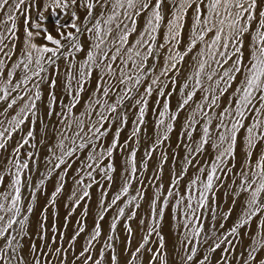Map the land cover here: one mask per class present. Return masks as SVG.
<instances>
[{
  "label": "snow or ice",
  "instance_id": "1",
  "mask_svg": "<svg viewBox=\"0 0 264 264\" xmlns=\"http://www.w3.org/2000/svg\"><path fill=\"white\" fill-rule=\"evenodd\" d=\"M53 6L65 10L73 6L86 9L84 30L90 39L86 51L80 40L81 27L75 22L57 23L61 37L57 39L40 24L31 25L36 32L30 30L28 19H25V39L18 48L15 43L17 14L26 10L25 0H0V13H3L0 20V153L6 152L20 135L0 174V186L6 188L0 190V264H29L22 255V241L29 235V217L36 192L52 178L55 170L62 166L71 169V161L77 158L80 166L69 199L74 208L79 207L90 198L94 187L101 189L99 219L72 261L68 260V253L86 232V224L77 222L78 228L68 248L63 244L64 233L58 232L53 224L52 232L57 234L50 239L52 246L46 243L47 251L37 256L35 253L40 250L32 245L31 264H119L111 243L117 225L123 219L136 218L146 198L143 185L149 164L170 141L177 121L185 112L179 138L187 141L180 145L186 154L179 171L171 172L165 188L159 181L169 157L166 151H160L157 174L152 177L157 183L149 204L150 222L128 264H143L139 258L144 251L152 252V264H168L159 223L170 204L183 229L181 264H213L212 256L218 251L223 256L215 264H235L236 241L241 237V229L254 220H258L257 231L250 234L247 249L239 253V264H264L261 258L264 255V148H260L264 145V0H53ZM97 8L101 9L99 13L95 11ZM71 17L73 21L80 19L76 11H72ZM69 26L74 31L66 34L59 31ZM38 38L52 46L37 44ZM81 52H84L82 60L77 58ZM190 56L193 61L190 74L180 82L182 65ZM61 59L68 61L64 75L69 99L67 103L60 102L61 110L57 113V98L54 92L49 93L46 115H58L61 127L56 144L49 148L46 165L51 167H46L45 174L33 185L32 165H38L37 154L22 150L35 139L41 86L47 82L50 89L55 87L56 81L49 73L54 71L59 75ZM93 79L95 87L83 103V110L77 112ZM176 95L179 99L173 109L172 98ZM150 103L156 115L155 136L138 163L137 153L144 139L142 132ZM129 108L135 110V119L130 135L122 144L120 137L129 124ZM41 131L46 132L47 125ZM110 133L112 138L108 142ZM241 144L247 150L237 184L231 162L236 159ZM31 148L35 149L36 145L31 144ZM116 152H127V155L123 158L122 184L109 200L116 172ZM210 152L209 159L200 162ZM193 168L195 171L189 176ZM229 175H233L234 195L243 196V204L236 222L225 228L231 210L218 216L215 201L221 181ZM66 176L67 171L59 174L60 183L51 194L50 205L55 206L64 191ZM6 177L10 178L7 185ZM134 184L141 187L134 189ZM25 189L31 190L27 204ZM114 208L116 214L109 226L111 234L104 238L101 222ZM209 213L211 226L206 227ZM218 219L221 222L217 227ZM125 227L131 236V226ZM41 231L45 233L41 236L44 239L43 224ZM154 234L159 237L161 251L146 247ZM109 249L112 254L106 262ZM229 254H233L231 259Z\"/></svg>",
  "mask_w": 264,
  "mask_h": 264
},
{
  "label": "rangeland",
  "instance_id": "2",
  "mask_svg": "<svg viewBox=\"0 0 264 264\" xmlns=\"http://www.w3.org/2000/svg\"><path fill=\"white\" fill-rule=\"evenodd\" d=\"M36 0H25L26 3V10L22 9L21 12L18 15V39L15 42L17 47L19 48L25 39L24 36V28H25V19H28L29 24L28 27L33 32H36L37 30L34 28H31L32 24H40L41 28H47L48 31L57 39H60L61 37L58 35V29H57V23L70 25L72 22H75L78 26L81 27V33L80 40L84 46V49L86 48L85 43H89V33H87L84 30V21L86 19V16L83 20L80 21H73L71 17L70 8L63 9V8H55L53 6V2H49L47 4L45 11L41 12L39 11L35 6ZM97 13L101 11L100 8H97L95 10ZM16 14V13H14ZM3 19V13H0V20ZM88 27H91V24H88ZM59 31H62L63 33H67L69 31H74L70 26L64 27L62 29H59ZM75 34V33H74ZM43 33H41V36ZM37 44L41 45H47L52 46L50 43L45 41L42 38H38L35 41ZM245 57L247 58L248 55V42L247 39L245 41ZM84 52H81L78 54L77 58L81 56ZM195 55V53L191 54ZM68 61L65 59H61L58 61L59 65V75H57L56 72L50 71L49 75L51 79L56 81V85L58 82V77L61 75L65 78L64 72H65V66L67 65ZM193 61L191 59V56L189 58H186V61L184 65H182V72L180 74V82L184 81V78L190 74V70L192 68ZM185 72V73H184ZM64 83V82H63ZM55 85L54 88L49 87V84L45 82L42 87V99L39 102L40 111L38 112V117L40 120L36 123L34 126V135L35 139L30 141V144L25 147V149L22 150V152L26 153L27 151H33L36 155V161H38V165L36 163H33L32 165V179H33V185H35L36 181H38L42 174H45L46 167H51V165H46V160L49 158V148L54 147L56 144V141L58 139V130L60 129L61 125L58 123L60 117L58 115H53L51 117L46 115L47 111V105L50 100V92H54L56 98H57V104L55 106V111L57 113L60 112V102L67 103L68 99L65 98V90L64 87L59 90L60 88H57ZM64 85V84H63ZM95 87V79L89 81L87 85V90L83 94L82 103L80 106L77 107L76 111H82L83 110V103L87 101L88 96L91 94L92 90ZM155 99V97L153 98ZM179 99L178 95L173 96L172 98V107L175 109L177 100ZM199 100V95L196 98ZM227 99V97L225 98ZM134 109L129 108V124L127 127L124 128V130L121 133L120 141L123 144L126 138L130 135L131 129L133 127L132 121L135 119L134 115ZM187 113H182L179 120L176 123V128L174 132L171 134L170 141L167 142L156 154L154 159L149 164V171L145 174L146 179L144 180L143 190L146 192V198L144 201L141 202L140 209L137 210V216L134 220L128 221L127 219H123L118 223L116 232H115V239L111 241V243L114 245L115 254L118 255L119 258V264H128L129 258L132 252H135V249L138 247L139 243L142 242V237L147 232V225L150 222L148 220L149 216V204L150 200L152 198V194L155 190L154 186L157 183V181L153 180L152 177L156 175V166L157 162L159 160L160 151H166L169 157L168 163L164 166V173L161 178V183L165 185V188L168 186L169 183V177L172 171H179L183 157L185 156V150L180 145L182 143H187L186 140H181L180 133L182 131V124L184 121V116ZM146 123L144 126V131L142 132V137L144 139L142 140V143L140 145V151L137 153V159L138 163L140 162L141 158L143 157V153L145 148L148 147V145L151 143V140L155 136L154 131V123L156 120V115L154 111L152 110V104L150 103L149 106V112L146 115ZM47 125V131L43 132L41 129H43ZM115 129H113V132ZM23 134V133H22ZM21 134V135H22ZM241 134V139H242ZM112 134L110 133L109 136L106 138L108 142L111 141ZM20 140V135H17L12 143L9 144L8 149L6 152L0 153V174H3V168L7 162V159L9 158V154L12 151V148L15 146V143ZM31 144H35L36 148H31ZM260 148H264V145L260 146ZM260 148L256 150V155L259 154ZM246 147L242 144L238 146L237 148V155L236 159L231 162L232 165L235 167L233 168V173L235 174V179L237 184L239 183V171L241 168H244V153L246 151ZM121 154L120 152H116L115 154ZM127 153V152H125ZM123 153V154H125ZM58 154V153H57ZM211 155V152L208 156H204L200 158V162H206ZM256 155L253 156V161L256 159ZM79 157V154H77ZM55 162V161H53ZM115 163V158H114ZM72 167L71 169H67L64 166H62L61 169L55 170V172L52 175V178L47 180L44 187L36 192V201L33 208V212L30 214L29 217V227L28 232L29 235L24 238L22 241L23 245V252L22 255L26 260L29 261V264H31V256L30 252L32 250V245H36L37 248L40 250L36 252L35 254L39 256L41 252H46L45 244L48 243L50 246V239L53 235H56L57 233L52 232V225L55 224L58 232L64 233V247L68 248L69 243L71 240V237L75 233V231L78 228V221H82L86 224V232L82 234L72 251L68 253V260L72 261L73 256L78 254L81 250L82 245L84 244L87 234L91 232L93 229L95 222L99 219V213L102 211L99 205L100 201V191L101 189L94 187L91 190V196L90 198L86 199L85 201H82L79 207L74 208V203L72 200L69 199V196H65L66 191L70 190L69 188H74V179L77 175V168L80 166L79 158L73 159L71 161ZM124 169V163L120 165ZM116 167V166H115ZM246 170V169H245ZM62 171H67V176L65 177L63 183H64V191L60 194V196L57 198L55 206L50 205L49 200L51 197L52 192L55 190V187L60 183L59 180V174ZM195 171L193 168L189 172V176L192 175V173ZM123 172V171H122ZM116 173V172H115ZM114 173V182L111 187V190L109 191L107 188H105V191H109V200L111 199V196L118 191L119 187L122 184L121 176L119 178L115 177ZM233 175H229L228 177L224 178L221 181L222 187L218 189L216 192V201L215 206L217 208V215L219 216L222 213L229 212L231 210V216L228 219V221L225 222V228H230L233 223L236 222L242 208L243 204V196L236 198L234 195V188L235 186L232 183ZM10 182V178L5 179V185ZM149 184L153 185L152 187H149ZM140 184H134L133 188H140ZM0 190H6L3 186H0ZM32 190H35L34 187ZM183 190V189H181ZM30 191L29 189L24 190V197H25V204L29 202L30 198ZM134 194V192H133ZM236 200V203L234 204L233 201ZM122 206V205H121ZM74 208V210H73ZM86 212V215H85ZM116 210L115 208L109 211L105 217V219L101 222L102 224V231H103V237L106 238L110 233V224L112 221L113 216H115ZM177 214L173 212L171 204L169 205V208L165 210V215L162 221L159 223V235L163 236L164 238V244L165 248L163 249L164 253H167L168 258V264H181L180 262V253H181V247H180V239L182 237L183 229L180 227L178 220L176 219ZM46 217V219H45ZM182 217H180V221H182ZM144 220L145 224H141L140 221ZM221 221L218 219L216 221L217 227L219 226V223ZM257 223L258 220H254L250 225H248L246 228L241 229V237L236 241L237 248H236V261L235 264H239V253L242 250H246L247 246L250 241V234H254L257 231ZM44 225L46 229V236L44 239L41 238L42 235H45L44 232L41 231V225ZM126 224H129L132 228V234L129 235L127 228L125 227ZM65 225H67L65 227ZM206 227L211 226V216L210 213L208 214V218L205 224ZM159 245V237L157 235H153L150 239V243L146 246L148 249H154L156 251H161L158 247ZM99 247V246H98ZM112 254V250L109 249L106 251V262L107 257ZM233 254H229V258L231 259V256ZM223 256V253L218 251L217 253L213 254L212 256V262L215 264V261L220 260V258ZM152 252L151 251H144L143 255L139 258V261H142L143 264H152L151 261ZM47 259V257H45ZM261 258H264V255H262ZM53 259H55L53 257ZM139 264V262H138Z\"/></svg>",
  "mask_w": 264,
  "mask_h": 264
},
{
  "label": "bare ground",
  "instance_id": "3",
  "mask_svg": "<svg viewBox=\"0 0 264 264\" xmlns=\"http://www.w3.org/2000/svg\"><path fill=\"white\" fill-rule=\"evenodd\" d=\"M49 2H53V0H36L35 1V6H36V8L39 11L43 12V11H45V8H46L47 4H49ZM72 11H76L78 17H80V19H77V21L83 20L85 18V16H86V9L83 8V7H75V6H73V7L70 8V11L69 12L72 13ZM89 44H90V42L89 43H85V45H86L85 51L88 49ZM83 58H84V53L81 54V56L78 59L82 60ZM58 82L59 83L56 85V87L57 88L60 87L58 89V92H59V90L62 88V86H65V78L60 75L58 77ZM74 86H75V84H74ZM64 90H65V87H64ZM65 98L66 99H69L68 96H67V94H66V91H65ZM126 155H127V153H125V154H122L121 153L120 155H119V153L118 154H115V157L114 158H115V166H116V173H115V177L116 178H119L122 175V173H123L122 172L123 171V167H121L120 165L123 164V158ZM69 189L70 190L66 191L65 196H68L70 193H72V190L73 189L72 188H69Z\"/></svg>",
  "mask_w": 264,
  "mask_h": 264
}]
</instances>
